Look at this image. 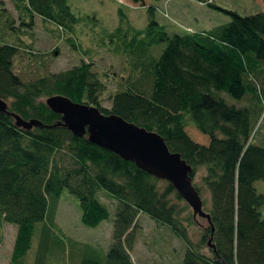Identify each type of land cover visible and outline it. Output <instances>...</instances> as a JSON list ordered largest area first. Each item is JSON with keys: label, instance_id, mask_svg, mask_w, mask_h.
<instances>
[{"label": "trees", "instance_id": "obj_1", "mask_svg": "<svg viewBox=\"0 0 264 264\" xmlns=\"http://www.w3.org/2000/svg\"><path fill=\"white\" fill-rule=\"evenodd\" d=\"M12 1L21 19L31 17L24 25L32 28L38 15L68 31L67 40L77 46L71 33L80 18L68 0ZM131 1L146 5V0ZM206 3L218 7L212 0ZM156 10L150 5L145 32L126 38L124 47L117 49L128 56L131 74L110 95L111 108L103 106L107 85L93 68L94 61L86 60L90 55L69 69L24 81L14 68L22 38L12 32L0 38V98L11 112L48 125L26 129L16 124L12 113L0 111V226L18 225L12 264H57L55 259L64 260L65 255L70 264H135L130 251L141 213L183 241L182 264H264V192L256 187L264 180V145L256 142L264 126V11L241 15L226 10L232 15L228 23L172 34L159 23ZM164 42L161 53L154 54L153 47ZM223 93L249 103L230 104ZM55 94L156 131L172 151L181 153L193 167V183L210 215L203 217L207 223L200 236L195 239L185 223L197 222L193 207L171 182L161 188L162 179L135 162L64 125L52 126L62 120L46 103ZM189 126L208 135L209 143L194 140ZM202 168L199 185L196 177ZM66 189L78 198L81 221L89 227L111 217L100 191L117 200L106 255L90 243L69 237L66 243L58 236L54 252H38L29 261L38 224L44 222L51 231L56 203ZM187 209L192 211L185 215Z\"/></svg>", "mask_w": 264, "mask_h": 264}, {"label": "rangeland", "instance_id": "obj_2", "mask_svg": "<svg viewBox=\"0 0 264 264\" xmlns=\"http://www.w3.org/2000/svg\"><path fill=\"white\" fill-rule=\"evenodd\" d=\"M206 2L207 0H146V5H141L131 0H68L73 12L80 18L79 24L71 33L73 41L77 44L73 46L70 40H67L70 36L68 31L59 30L54 22H46L37 15L31 28L24 25L31 21L29 15L25 16L24 20L21 19L12 0H0V38L7 37L10 32L15 38H22V50L15 60L14 68L24 81L69 69L90 55L86 60L94 61L93 68L99 72L107 85L103 94V106L111 108L110 95L115 94L131 74L128 56L119 53L117 49L124 47L123 41L126 38H132L138 31L145 32L150 24V5L156 7L159 23L165 25L167 31L172 34L209 30L228 23L232 20V15L227 11H236L241 15L264 11V0H212L219 8ZM12 26L16 29H12ZM113 33L115 36H110ZM165 46L164 42L161 47H153V53H161ZM30 50L37 51V54L29 52ZM39 51L46 53V56L41 55ZM223 96L230 104L244 106L249 103L246 99L238 101L227 93H223ZM188 132L198 142L208 144L210 141L209 136L196 127L189 126ZM256 142L264 145V126L258 132ZM204 174L205 169L202 168L196 177L199 185H202ZM167 184L168 181L164 179L159 182L161 188ZM256 187L260 192H264V180L257 181ZM204 191L207 199H210L208 189L204 188ZM100 198L108 206L111 217L97 227H89L81 221L82 212L78 198L68 189L64 190L56 203L55 224L51 226V231L44 222L38 224L27 259L32 261L38 252H54L57 249L58 236L66 243L68 237L81 243H90L99 248V253L105 256L113 239L117 200L103 190L100 191ZM190 211L192 209H187L185 215ZM196 219L197 222L193 225L185 222L190 226L189 231L195 239L200 236V228L207 223L206 219L199 215ZM17 233L16 224L3 223L0 226V264H12ZM136 234L134 247L130 251L135 264L183 263L185 245L166 225L157 223L149 215L141 213ZM79 251L81 252V249H78ZM68 259L69 256L65 255L64 260L55 259V262L70 264Z\"/></svg>", "mask_w": 264, "mask_h": 264}, {"label": "water", "instance_id": "obj_3", "mask_svg": "<svg viewBox=\"0 0 264 264\" xmlns=\"http://www.w3.org/2000/svg\"><path fill=\"white\" fill-rule=\"evenodd\" d=\"M47 105L62 115V120L52 126L64 125L77 136H87L90 141L135 162L138 167L156 177L171 182L179 194L193 207L195 215L208 217L203 210V200L193 183V167L168 146L158 132L128 121L117 114H104L99 107L55 94L46 99ZM0 111L12 113L16 124L26 129L48 126L38 119L26 120L11 112L9 104L0 98ZM211 245V241L209 242Z\"/></svg>", "mask_w": 264, "mask_h": 264}]
</instances>
